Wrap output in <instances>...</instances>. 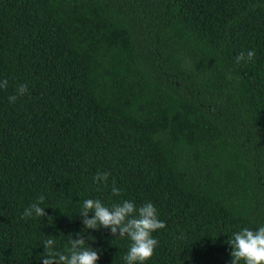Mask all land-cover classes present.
I'll list each match as a JSON object with an SVG mask.
<instances>
[{
    "label": "trees",
    "instance_id": "16d2710c",
    "mask_svg": "<svg viewBox=\"0 0 264 264\" xmlns=\"http://www.w3.org/2000/svg\"><path fill=\"white\" fill-rule=\"evenodd\" d=\"M4 79L0 264L78 233L126 264L127 236L84 229L90 198L154 204L144 264H231L232 234L264 224V0H0ZM41 195L47 215L21 219Z\"/></svg>",
    "mask_w": 264,
    "mask_h": 264
},
{
    "label": "clouds",
    "instance_id": "9594fccd",
    "mask_svg": "<svg viewBox=\"0 0 264 264\" xmlns=\"http://www.w3.org/2000/svg\"><path fill=\"white\" fill-rule=\"evenodd\" d=\"M256 56L255 50L246 53L241 51L236 56V63L247 64ZM7 79L0 81V88H6ZM28 92L26 84L17 87L16 94L8 97L10 103H15L19 96ZM110 173L108 171L97 172L93 176V181L97 184L103 183L107 186ZM121 189L115 187V181L111 188L112 196H119ZM45 197L39 196L24 209L21 219L32 217H44L47 214L45 207H41ZM89 212L93 215L89 217ZM83 219L84 229H99L100 227L110 229L114 236H127L131 243L128 252L124 256L126 264H144L151 259L154 250L158 245V240L152 235L153 232L165 228L166 224L159 219L157 209L152 202H146L137 206L131 200H124L120 203L105 205L100 199H85L79 214ZM51 216H48V219ZM91 236L85 237L82 233L77 234V238L70 239V248L67 254L55 250L56 241L49 238L43 242L45 255L40 256L43 264H96L99 260L98 251L93 249L87 240ZM228 243L231 245V264H264V224L255 228L244 227L234 232Z\"/></svg>",
    "mask_w": 264,
    "mask_h": 264
}]
</instances>
